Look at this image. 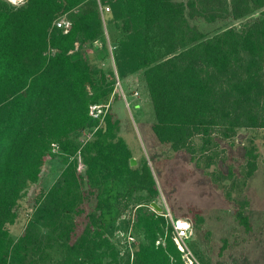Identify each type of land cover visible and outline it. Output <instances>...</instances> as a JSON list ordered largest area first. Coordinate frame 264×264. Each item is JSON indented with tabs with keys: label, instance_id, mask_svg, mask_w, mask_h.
<instances>
[{
	"label": "trees",
	"instance_id": "1",
	"mask_svg": "<svg viewBox=\"0 0 264 264\" xmlns=\"http://www.w3.org/2000/svg\"><path fill=\"white\" fill-rule=\"evenodd\" d=\"M101 5L111 7L104 17ZM62 16L65 27L56 24ZM227 17L247 20L213 34L191 21ZM106 31L107 69L92 64ZM139 72L154 133L174 150L195 153L196 136L206 148L214 133L264 128V0H0V264H186L152 205L160 190L148 161L131 164L112 108L102 122L90 114L92 104L122 96L118 79ZM57 154L64 168L13 237L18 207ZM193 213L190 232L204 220ZM237 215L250 228L245 212Z\"/></svg>",
	"mask_w": 264,
	"mask_h": 264
},
{
	"label": "rangeland",
	"instance_id": "2",
	"mask_svg": "<svg viewBox=\"0 0 264 264\" xmlns=\"http://www.w3.org/2000/svg\"><path fill=\"white\" fill-rule=\"evenodd\" d=\"M9 1L18 6L26 0ZM59 19L68 21L66 16ZM245 20L230 17L214 22L191 19L208 34L240 25ZM93 48L97 57L92 64L105 69L114 66L108 31L106 38ZM117 86L122 96L117 100L112 96L103 104L108 105V110L112 108L120 119V135L131 148L135 165L145 159L148 161L160 190L157 201L162 207L160 212L165 215L169 208L174 215L190 220H194L193 212L200 213L204 220L199 228L191 230L192 239L188 243L201 261L205 258L211 264H264V128H242L231 138L214 133L213 143L206 148H203L204 139L196 136L195 153L177 151L171 144L160 142L154 133L155 110L143 72L126 80L118 79ZM91 132L89 128L82 131L83 144L92 138H89ZM253 154L257 166L248 177V162ZM78 157L79 163L83 161L80 153ZM64 166L60 154L48 159L39 182L32 185L29 196L18 207L19 219L10 226L13 237L24 231L36 195L53 184ZM240 210L248 216L250 228L238 217ZM131 231L127 234L134 240L129 238V244L138 239Z\"/></svg>",
	"mask_w": 264,
	"mask_h": 264
},
{
	"label": "built area",
	"instance_id": "3",
	"mask_svg": "<svg viewBox=\"0 0 264 264\" xmlns=\"http://www.w3.org/2000/svg\"><path fill=\"white\" fill-rule=\"evenodd\" d=\"M102 15L104 17L105 13L111 12V7L109 5H101L100 6ZM56 24L59 27H65L68 25V21L66 19H58ZM108 105L103 103H94L90 107V114L96 118L101 120L104 119L105 114L108 110ZM93 135V132L90 133L89 138ZM54 149H57V145L54 143ZM79 168H84V163L80 161ZM166 218L169 220L172 226V236L174 241L176 242L179 250L182 253V257L186 264H204L199 257L196 255L195 251L190 247L188 240L191 239L190 232V223L184 217H179L173 214V212L168 208L165 212ZM129 238L134 240V237L130 234ZM162 239V238H161ZM159 240L158 242H160Z\"/></svg>",
	"mask_w": 264,
	"mask_h": 264
},
{
	"label": "water",
	"instance_id": "4",
	"mask_svg": "<svg viewBox=\"0 0 264 264\" xmlns=\"http://www.w3.org/2000/svg\"><path fill=\"white\" fill-rule=\"evenodd\" d=\"M131 164H132V165H135V164H136V158H135V157H132V158H131ZM152 205H153L158 211H162V207H161L156 201H153V202H152Z\"/></svg>",
	"mask_w": 264,
	"mask_h": 264
}]
</instances>
